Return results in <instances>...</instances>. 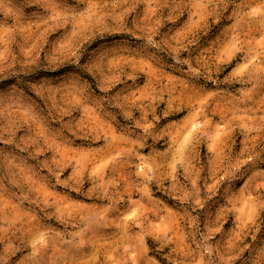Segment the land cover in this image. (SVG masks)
<instances>
[{"label":"rangeland","instance_id":"obj_1","mask_svg":"<svg viewBox=\"0 0 264 264\" xmlns=\"http://www.w3.org/2000/svg\"><path fill=\"white\" fill-rule=\"evenodd\" d=\"M0 264H264V0H0Z\"/></svg>","mask_w":264,"mask_h":264}]
</instances>
